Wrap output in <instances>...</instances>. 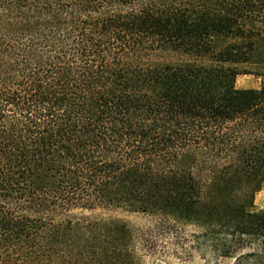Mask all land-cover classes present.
<instances>
[{
	"label": "trees",
	"instance_id": "1",
	"mask_svg": "<svg viewBox=\"0 0 264 264\" xmlns=\"http://www.w3.org/2000/svg\"><path fill=\"white\" fill-rule=\"evenodd\" d=\"M263 184L264 0H0V264H264Z\"/></svg>",
	"mask_w": 264,
	"mask_h": 264
},
{
	"label": "rangeland",
	"instance_id": "2",
	"mask_svg": "<svg viewBox=\"0 0 264 264\" xmlns=\"http://www.w3.org/2000/svg\"><path fill=\"white\" fill-rule=\"evenodd\" d=\"M236 88H258L259 79L253 75L240 74L235 79ZM255 209H264V184L256 192L254 197ZM92 215H100L104 217H113L126 221L131 228L142 227L149 222V218L146 215L140 213H133L124 209L118 210H102L90 212ZM264 247V242L262 244ZM146 264H233L234 259L232 257H221L217 260L203 259L198 254L194 253L185 257H174L170 255H155L154 257H145Z\"/></svg>",
	"mask_w": 264,
	"mask_h": 264
}]
</instances>
